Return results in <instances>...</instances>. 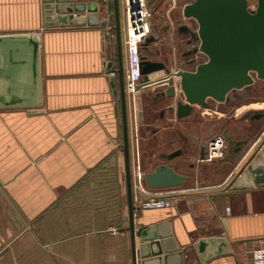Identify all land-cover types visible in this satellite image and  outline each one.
I'll use <instances>...</instances> for the list:
<instances>
[{"label":"crops","instance_id":"crops-1","mask_svg":"<svg viewBox=\"0 0 264 264\" xmlns=\"http://www.w3.org/2000/svg\"><path fill=\"white\" fill-rule=\"evenodd\" d=\"M44 17L43 0H0V37L40 33L43 84L38 107L0 108V264H132L115 20L107 7L98 17L107 26L47 27ZM193 57L183 55L170 71H193L187 65ZM6 60L3 85L10 84L9 54ZM165 88L143 89L136 104L127 98L131 163L144 173L168 163L188 177L178 188L185 199L172 208L136 210L137 227L161 224L163 234H173L164 247L179 248L184 264H264V185L227 190L264 141L258 142L264 115L257 117L264 108L230 104L228 95L225 110L210 99V109L196 107L180 120L170 109L180 95L174 102L156 96ZM224 133L252 143L228 144L224 159L199 161L209 139ZM181 260L168 256V264Z\"/></svg>","mask_w":264,"mask_h":264},{"label":"water","instance_id":"water-1","mask_svg":"<svg viewBox=\"0 0 264 264\" xmlns=\"http://www.w3.org/2000/svg\"><path fill=\"white\" fill-rule=\"evenodd\" d=\"M156 0H147L152 6ZM44 20L47 27L89 24L107 26L108 21H98L102 7H107L115 20V32L118 52V81L121 100L123 150L125 159V180L128 201V232L132 248V264H168V256L178 253L184 264V253L169 251L164 241L173 234H163L161 224L149 227H137L136 208L133 202L132 163L130 149V128L128 117V99L125 92V66L122 38L121 0H43ZM113 11V12H112ZM86 14V17H80ZM79 16V17H74ZM186 19H194L198 30L191 32L187 27L179 28L180 33H189L193 40H199V48L185 56L204 54L206 62L195 59L187 63L193 71L179 70L172 73L168 61H151L141 56V68L144 90L166 86L158 93L174 101L180 95L181 101L176 107H170L177 119L190 117L196 107L210 109V99L224 103L229 93L251 86L256 79L264 81V0H258L255 11L248 9L247 0H195L183 8ZM155 41L149 37L145 44ZM41 41L37 35H12L0 37V75L7 70L10 55V84H0V89H10L9 94L0 93V108H34L41 104ZM110 68V66H109ZM165 72L160 79L150 80V75ZM178 80L180 94L176 93L175 80ZM112 88H116V79H111ZM2 90V91H3ZM264 113L257 115L263 117ZM230 146H244L252 143V138L235 142L226 133L223 134ZM240 150L237 156L241 153ZM177 151L168 156L171 160L179 156ZM204 159V153L201 160ZM188 177L179 173L168 163H159L154 171L145 173V185L150 190L179 188L185 185ZM242 185V186H241ZM264 185V141L251 154L237 177L227 190L246 189ZM139 245V247H138ZM205 247L202 243L200 251ZM210 258V255L208 256Z\"/></svg>","mask_w":264,"mask_h":264},{"label":"built area","instance_id":"built-area-1","mask_svg":"<svg viewBox=\"0 0 264 264\" xmlns=\"http://www.w3.org/2000/svg\"><path fill=\"white\" fill-rule=\"evenodd\" d=\"M169 9L165 13L166 18L165 27H170V30L178 31L182 26L187 27L191 32L196 33L198 30L197 22L194 19H186L182 13V20L174 19L173 12L178 10L177 0H168ZM248 9L255 11L258 6V0H247ZM187 5V4H186ZM185 5V6H186ZM184 6V7H185ZM147 0H121L122 17L125 22V35L123 37V45L126 52V67H125V92L127 98L136 104L139 94L144 89L141 56L142 47L146 40L150 37V18L152 17L151 10H149ZM180 12L182 9H179ZM144 12L146 14H144ZM179 21V22H178ZM115 31V29H114ZM185 35V33H182ZM187 45L191 47L187 52H192L194 49L199 48L200 41L193 40L189 33ZM193 60L197 62H206L207 57L204 54L192 55ZM181 68L171 71L176 73ZM176 93L180 94L178 80H175ZM264 136V132L258 138V142ZM228 141L223 135H214L207 142L204 159L199 160L205 163H214L222 160L227 155ZM245 159V157H244ZM243 159V160H244ZM243 160L239 165L242 164ZM132 181H133V202L136 210H149V209H162L172 208L179 205L185 199V190L178 188H169L161 190H150L145 185V173L138 165L135 169L132 168ZM114 232L116 230L114 229ZM262 263V259L259 260Z\"/></svg>","mask_w":264,"mask_h":264},{"label":"rangeland","instance_id":"rangeland-1","mask_svg":"<svg viewBox=\"0 0 264 264\" xmlns=\"http://www.w3.org/2000/svg\"><path fill=\"white\" fill-rule=\"evenodd\" d=\"M194 1L195 0H177L178 8L182 10L180 12V10L178 9L173 12L174 19L179 20L181 22L184 6ZM169 6L170 4L168 0H156V2L152 6L149 7V10H151V14H152V17L150 18V29H151L150 37L151 36L154 37L155 41L152 44H150L148 50L143 51V54L148 56L149 60H155V59L161 60L165 58V60L168 61V68L170 69L174 67L173 64L182 65L183 59L185 60V58H183V55H185V53H188L187 51L188 49H191V47L187 45V42H188L187 40H189L188 35L179 33L176 30L172 31L170 30V27L168 28H166L167 26L165 27L166 18H164V15L168 11ZM123 21L124 20H122V23ZM125 31L126 29L124 27V33L122 32V38L125 35ZM33 34L37 35L41 41L40 33H33ZM142 48L147 49L148 46L144 43ZM123 50H125V47ZM157 51L161 52V54H159ZM152 52L154 53L153 58L151 55ZM40 59H41V55H40ZM124 60L126 62V52L125 51H124ZM162 74L163 73H160L159 76ZM41 87L43 90L42 82H41ZM247 89L248 91H246V93L242 95L240 94L242 93L240 92V90L231 91L229 93V99H230L229 103L235 104V105L239 104L238 106H246L248 105L249 101H251L252 103L254 102L257 103L255 107L264 108V83L257 84L255 88H247ZM221 104L220 105L216 104V105L221 108H224L223 110H225L227 106L223 105V103ZM11 228L13 229V232H17V230L23 231V228H16V227H11ZM16 246H15L16 251H20V252L23 251V248H24L23 244H18ZM10 247L12 248L11 243H10ZM14 262L18 263L20 261H17V260L10 261V264H15Z\"/></svg>","mask_w":264,"mask_h":264},{"label":"trees","instance_id":"trees-1","mask_svg":"<svg viewBox=\"0 0 264 264\" xmlns=\"http://www.w3.org/2000/svg\"><path fill=\"white\" fill-rule=\"evenodd\" d=\"M148 46V48L146 49H144V48H142V50H148L149 49V46H150V44L149 45H147ZM144 56H146V55H144ZM148 57V56H147Z\"/></svg>","mask_w":264,"mask_h":264},{"label":"flooded vegetation","instance_id":"flooded-vegetation-1","mask_svg":"<svg viewBox=\"0 0 264 264\" xmlns=\"http://www.w3.org/2000/svg\"><path fill=\"white\" fill-rule=\"evenodd\" d=\"M170 106H171L170 104H167V106H166V107H167V109H168ZM232 167H234V166H232Z\"/></svg>","mask_w":264,"mask_h":264},{"label":"bare ground","instance_id":"bare-ground-1","mask_svg":"<svg viewBox=\"0 0 264 264\" xmlns=\"http://www.w3.org/2000/svg\"><path fill=\"white\" fill-rule=\"evenodd\" d=\"M144 14H146V13L144 12Z\"/></svg>","mask_w":264,"mask_h":264}]
</instances>
